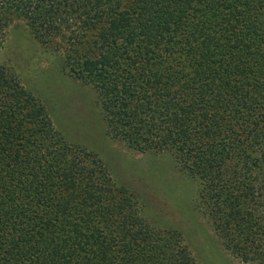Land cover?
Wrapping results in <instances>:
<instances>
[{"label": "trees", "instance_id": "obj_1", "mask_svg": "<svg viewBox=\"0 0 264 264\" xmlns=\"http://www.w3.org/2000/svg\"><path fill=\"white\" fill-rule=\"evenodd\" d=\"M16 21L89 130L0 61V264H264V0H0V56ZM112 143L166 160L195 222Z\"/></svg>", "mask_w": 264, "mask_h": 264}, {"label": "rangeland", "instance_id": "obj_2", "mask_svg": "<svg viewBox=\"0 0 264 264\" xmlns=\"http://www.w3.org/2000/svg\"><path fill=\"white\" fill-rule=\"evenodd\" d=\"M27 29L23 21H16L5 31L3 37L4 48L0 61H8L10 65H14L22 73L23 81L27 82L31 88L37 89V93H40L42 98L50 104L55 118H58L57 113H59L61 117L57 119L58 122L62 121L60 119H64V112H69V124L67 123V126L76 127L80 132L88 135L89 129L80 124L79 117H76L75 113L72 115L68 111L76 104V97L79 94L75 91L78 87L73 86V82H69L62 75L57 53L54 50L53 52L48 50L47 47L45 48L41 44H37ZM23 58L29 59L24 62ZM59 89L64 92L70 91L74 93L69 95L62 94ZM107 145L108 143L105 144V146ZM111 147L124 156L122 162L126 167L134 173L146 175L147 182L153 191L160 192L162 195L158 194L160 197H166L171 201L169 218H172L179 211L185 219L195 222L191 214V191L187 188L182 195L178 196L177 191L171 185L169 176L163 172L170 170L166 160H158L153 155H141L127 151V149L122 148L117 143H112ZM174 174L177 178L178 175ZM186 183L185 181L183 184L186 185ZM162 210H165V207ZM150 211L153 217L158 219L157 222H165L162 216L158 215L154 209ZM143 212L147 216L148 213L146 211ZM199 238H201L199 240L203 238L201 232L199 233ZM210 242L208 245L201 246L202 248L199 247L193 252L198 264H244L224 250L213 252L211 248L213 244Z\"/></svg>", "mask_w": 264, "mask_h": 264}]
</instances>
